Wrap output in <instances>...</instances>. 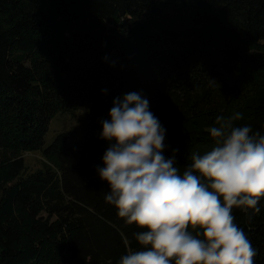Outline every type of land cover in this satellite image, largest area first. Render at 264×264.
I'll return each mask as SVG.
<instances>
[{"label": "trees", "instance_id": "trees-1", "mask_svg": "<svg viewBox=\"0 0 264 264\" xmlns=\"http://www.w3.org/2000/svg\"><path fill=\"white\" fill-rule=\"evenodd\" d=\"M169 10L188 18L181 36ZM131 92L171 108L163 155L180 174L215 146L217 116L240 112L235 126L264 135V0H0V264H119L140 250L146 229L118 216L98 173L102 121ZM83 103L90 131L46 144L53 116ZM28 150L44 165L29 169ZM258 207L232 212L264 264Z\"/></svg>", "mask_w": 264, "mask_h": 264}, {"label": "clouds", "instance_id": "clouds-1", "mask_svg": "<svg viewBox=\"0 0 264 264\" xmlns=\"http://www.w3.org/2000/svg\"><path fill=\"white\" fill-rule=\"evenodd\" d=\"M101 139L110 146L99 176L117 214L140 231V250H129L119 264H254L257 250L234 221L233 208L249 219L264 198V135L252 126H235L240 112L217 116L209 129L215 146L191 154L180 174L165 159L166 130L149 110V101L131 92L113 101ZM114 141V143H112Z\"/></svg>", "mask_w": 264, "mask_h": 264}, {"label": "rangeland", "instance_id": "rangeland-1", "mask_svg": "<svg viewBox=\"0 0 264 264\" xmlns=\"http://www.w3.org/2000/svg\"><path fill=\"white\" fill-rule=\"evenodd\" d=\"M164 22L165 26L171 30V34L175 33V36H181L188 25V18L182 13L180 14L177 11L169 10ZM170 109L167 106H160L157 110L151 112L158 118L160 124L163 125L173 115ZM90 110V104L83 103L76 106L73 110L55 114L45 136L46 144L50 143L55 135L63 130L72 131L74 134L73 138L82 137L86 132L90 131ZM23 154L29 169L33 170L44 165L45 157L41 150H28Z\"/></svg>", "mask_w": 264, "mask_h": 264}]
</instances>
